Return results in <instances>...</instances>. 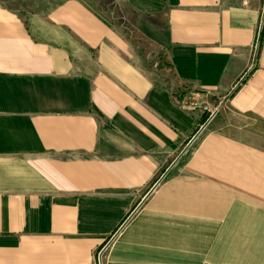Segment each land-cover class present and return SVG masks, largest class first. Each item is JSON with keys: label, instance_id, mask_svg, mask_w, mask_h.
Returning a JSON list of instances; mask_svg holds the SVG:
<instances>
[{"label": "crops", "instance_id": "crops-1", "mask_svg": "<svg viewBox=\"0 0 264 264\" xmlns=\"http://www.w3.org/2000/svg\"><path fill=\"white\" fill-rule=\"evenodd\" d=\"M102 248L264 264V0H0V264Z\"/></svg>", "mask_w": 264, "mask_h": 264}, {"label": "built area", "instance_id": "built-area-1", "mask_svg": "<svg viewBox=\"0 0 264 264\" xmlns=\"http://www.w3.org/2000/svg\"><path fill=\"white\" fill-rule=\"evenodd\" d=\"M193 106H197V103L196 102H193ZM106 248H102L98 253H97V263L96 264H104L103 263V255H104V252H105Z\"/></svg>", "mask_w": 264, "mask_h": 264}, {"label": "trees", "instance_id": "trees-1", "mask_svg": "<svg viewBox=\"0 0 264 264\" xmlns=\"http://www.w3.org/2000/svg\"><path fill=\"white\" fill-rule=\"evenodd\" d=\"M261 36H262V34H261Z\"/></svg>", "mask_w": 264, "mask_h": 264}, {"label": "rangeland", "instance_id": "rangeland-1", "mask_svg": "<svg viewBox=\"0 0 264 264\" xmlns=\"http://www.w3.org/2000/svg\"><path fill=\"white\" fill-rule=\"evenodd\" d=\"M260 37V36H259Z\"/></svg>", "mask_w": 264, "mask_h": 264}]
</instances>
